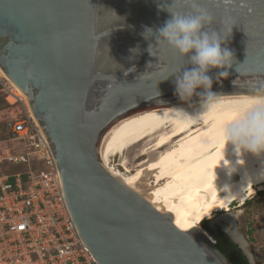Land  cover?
I'll return each instance as SVG.
<instances>
[{
  "label": "water",
  "instance_id": "1",
  "mask_svg": "<svg viewBox=\"0 0 264 264\" xmlns=\"http://www.w3.org/2000/svg\"><path fill=\"white\" fill-rule=\"evenodd\" d=\"M198 4L215 18L213 30L220 31L226 16L237 25L222 45L234 63L227 78L209 72L211 90L250 93L264 80V0ZM191 8L190 0H0V69L26 96L79 237L99 264H231L206 231L176 227L171 215L112 175L98 155L102 137L120 122L186 104L170 75L193 66L155 46L145 31L163 27L171 18L167 11ZM217 225L256 264L245 241Z\"/></svg>",
  "mask_w": 264,
  "mask_h": 264
},
{
  "label": "bare ground",
  "instance_id": "2",
  "mask_svg": "<svg viewBox=\"0 0 264 264\" xmlns=\"http://www.w3.org/2000/svg\"><path fill=\"white\" fill-rule=\"evenodd\" d=\"M0 73L10 84L12 93L22 97L27 105L26 96L1 69ZM174 107L193 112L198 110V102L191 106L186 103L146 111L120 122L102 137L98 155L112 175L158 211L171 215L176 227L190 231L199 228L204 220L212 219L215 213H228L234 201L244 204L248 197L262 190L264 179L245 180L246 174L251 176L259 172L261 160L245 155L237 164L238 158L233 156L231 146L225 149L219 139V128L227 113L210 115L191 126L161 119V114ZM139 143L144 146L140 155L148 154V149L153 148L155 156L140 161L139 169L131 173L124 165L123 156ZM224 151L225 160L236 167L231 175L223 167ZM114 155L122 158L121 165L125 166L127 175L111 165L110 158ZM227 213L219 220L229 226L220 225L239 241L241 237L233 231V215Z\"/></svg>",
  "mask_w": 264,
  "mask_h": 264
},
{
  "label": "built area",
  "instance_id": "3",
  "mask_svg": "<svg viewBox=\"0 0 264 264\" xmlns=\"http://www.w3.org/2000/svg\"><path fill=\"white\" fill-rule=\"evenodd\" d=\"M0 92L10 104L23 103L1 73ZM6 127L9 140L24 143L25 150L1 156L0 163L29 168L23 174H0V264H99L79 237L40 126L27 114ZM34 162L37 170L30 168Z\"/></svg>",
  "mask_w": 264,
  "mask_h": 264
},
{
  "label": "clouds",
  "instance_id": "4",
  "mask_svg": "<svg viewBox=\"0 0 264 264\" xmlns=\"http://www.w3.org/2000/svg\"><path fill=\"white\" fill-rule=\"evenodd\" d=\"M190 2V11L166 10L171 18L165 21L163 27L155 33L152 29L145 31V38L154 37L155 46L167 47L183 60L187 57L188 63L193 66L183 71L182 67L178 73L170 76L175 78V95L178 99L191 106L193 98L198 97V110L189 112L174 107L161 114V119L191 126L210 115L227 113L219 128V139L225 149L231 146L233 156L238 158L237 164L245 155L261 160L259 172L251 176L246 174L245 180L264 179V80L255 81L250 93L244 95H221L211 90L213 78L209 72L216 69L217 79L227 78V69L234 63L233 52L222 45L231 37L237 25L231 16H226L219 21L221 29L217 32L212 29L215 23L213 15L200 7L198 0ZM224 3L231 4L232 0H224ZM222 161L229 175L236 171V167L225 160V151ZM233 204L239 203L234 201ZM211 242L215 244L212 237Z\"/></svg>",
  "mask_w": 264,
  "mask_h": 264
},
{
  "label": "rangeland",
  "instance_id": "5",
  "mask_svg": "<svg viewBox=\"0 0 264 264\" xmlns=\"http://www.w3.org/2000/svg\"><path fill=\"white\" fill-rule=\"evenodd\" d=\"M5 96L6 94L4 93L0 94V97H2L6 103H3L0 109V157L25 150L24 143L18 141L12 142L5 137L3 127L7 126V124L14 120L16 116L23 118L24 115H31L28 103L25 105V102L23 101V103L17 102L10 104L5 99ZM143 147V143H139L124 153L123 158L126 161L124 165L131 173H135L139 169L140 161L150 158L152 155L155 156V153L152 152L153 148L148 149V154L140 155V151L142 150L141 148ZM121 159L122 158L118 155L112 156L110 158L111 165L116 169H119L122 174L127 175L124 169L125 166L123 167V165H121ZM25 169L27 170L28 168L16 167L7 161H2L0 163V170H7L10 171V173L16 170L22 171ZM247 201L242 205L233 204L230 207L229 212L226 213L230 216L233 215L235 220L233 231H235L245 241L246 246L250 249L256 264H264V184L262 185V190L257 191L256 194L248 197ZM226 213H215L212 219H206V221L217 227L218 222L221 225H225V223L221 222L219 219ZM225 226H229V224ZM198 229H203L201 224Z\"/></svg>",
  "mask_w": 264,
  "mask_h": 264
},
{
  "label": "trees",
  "instance_id": "6",
  "mask_svg": "<svg viewBox=\"0 0 264 264\" xmlns=\"http://www.w3.org/2000/svg\"><path fill=\"white\" fill-rule=\"evenodd\" d=\"M2 92H0L1 94ZM5 94V93H4ZM5 103V101L2 99V97H0V109H1V105ZM6 104V103H5ZM16 119H20L18 116L15 117L14 120ZM4 132H5V137H7V139H9V134L7 132V127L4 126L3 127ZM10 163V162H9ZM11 165H15L16 167H25V168H29L28 165L26 164H12ZM32 165L30 166L31 169H37L39 166V163H31ZM28 170V169H27ZM22 170V171H14L11 172L7 171V170H0L1 174H5V175H13V174H17V173H25L27 171ZM23 180H25V177L23 176ZM261 193V192H260ZM248 202V201H247ZM202 228L214 239L215 241V247L216 249L231 263V264H250L247 257L245 255H243V253L241 252L240 248L234 244L221 230L220 228H218L217 226L211 225L209 224L208 221L204 220L201 223Z\"/></svg>",
  "mask_w": 264,
  "mask_h": 264
},
{
  "label": "flooded vegetation",
  "instance_id": "7",
  "mask_svg": "<svg viewBox=\"0 0 264 264\" xmlns=\"http://www.w3.org/2000/svg\"><path fill=\"white\" fill-rule=\"evenodd\" d=\"M240 248V247H239ZM241 252L243 253V255H245L247 257V255L243 252L242 248H240ZM248 259V258H247ZM250 263V262H249Z\"/></svg>",
  "mask_w": 264,
  "mask_h": 264
}]
</instances>
